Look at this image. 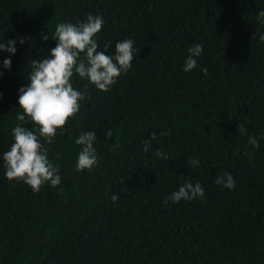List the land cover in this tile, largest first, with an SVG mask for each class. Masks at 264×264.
I'll return each mask as SVG.
<instances>
[{
	"label": "trees",
	"instance_id": "obj_1",
	"mask_svg": "<svg viewBox=\"0 0 264 264\" xmlns=\"http://www.w3.org/2000/svg\"><path fill=\"white\" fill-rule=\"evenodd\" d=\"M261 9L264 0H0V42L17 40L10 70L0 51V153L21 123L18 89L32 60L55 46L58 22L99 14V50L125 38L137 50L107 91L71 78L85 99L46 145L59 185L34 192L7 179L0 161V264H264ZM194 43L203 51L185 72ZM83 131L96 133L98 163L78 172L74 140ZM224 172L232 190L215 183ZM185 181L201 184L203 200L165 203Z\"/></svg>",
	"mask_w": 264,
	"mask_h": 264
},
{
	"label": "clouds",
	"instance_id": "obj_2",
	"mask_svg": "<svg viewBox=\"0 0 264 264\" xmlns=\"http://www.w3.org/2000/svg\"><path fill=\"white\" fill-rule=\"evenodd\" d=\"M257 18L259 23H264V9L258 11ZM103 24L101 15L91 13L76 23L58 22L53 33L55 46L49 50L46 57L32 60L28 82L18 89V108L22 111L16 113V120L21 123L11 129L13 142L9 149L0 153L4 176L10 181H22L34 192L39 191L44 183L59 185L60 167L49 159L46 145L54 141L58 130L63 132L66 121L79 112L80 101L85 99L86 93L77 90L71 78L76 74L82 79H87L95 88L107 91L122 73L132 67L137 51L133 39L116 41L113 52H108L107 44L103 46V50H99L97 34ZM43 39L47 40L48 36L45 35ZM260 40L264 41V35L260 36ZM19 43H25L23 37L19 38ZM16 45V39L0 42V51L10 54L3 59V69H11V56L17 53ZM202 51L203 46L200 43H194L187 48L188 54L182 64L183 71L189 72L197 67V58ZM200 71L207 74L208 70L202 67ZM0 75L3 73L0 72ZM25 120L32 122V126L26 127L22 123ZM240 131L246 130L241 127ZM106 136H112L111 129ZM151 137L155 139L156 133H152ZM95 140L96 133L93 131H83L75 138L74 143L80 146L75 163L78 172L91 171L97 165ZM150 143L151 140L143 142L145 152L149 151ZM249 143L253 147L258 145L257 139L252 136H249ZM155 155L167 159V153L162 154L159 150H156ZM190 163L197 166L199 160L191 159ZM215 183L229 190L236 185L230 172L217 176ZM204 195V188L199 182L193 184L191 181H185L173 190L164 202L177 204L182 200H203ZM111 199L115 202L118 197L113 194Z\"/></svg>",
	"mask_w": 264,
	"mask_h": 264
}]
</instances>
